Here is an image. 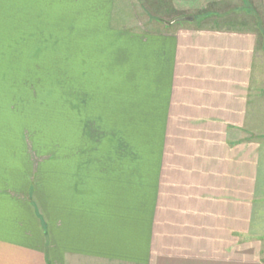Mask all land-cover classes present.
Masks as SVG:
<instances>
[{
  "label": "crops",
  "instance_id": "0c3cea01",
  "mask_svg": "<svg viewBox=\"0 0 264 264\" xmlns=\"http://www.w3.org/2000/svg\"><path fill=\"white\" fill-rule=\"evenodd\" d=\"M72 1L0 0V264H264L248 239L262 147L246 139L263 45L228 26L254 17L120 32L115 0Z\"/></svg>",
  "mask_w": 264,
  "mask_h": 264
},
{
  "label": "rangeland",
  "instance_id": "374dc122",
  "mask_svg": "<svg viewBox=\"0 0 264 264\" xmlns=\"http://www.w3.org/2000/svg\"><path fill=\"white\" fill-rule=\"evenodd\" d=\"M85 0H76L72 1L73 3H78L80 5V2H84ZM87 1V0H86ZM210 6V0H204ZM223 0L220 3H217L216 8L213 9L212 6L208 7L209 10H214L219 13H228L230 10L231 13H228V16L239 17L240 20L243 21L246 20L247 15H252L254 17L252 22L246 21L245 25H228L229 27H238V28H246V29H254L255 32L258 34V46L262 47V53L260 54V57L263 58L264 62V10L262 5L258 2V0ZM213 2V1H212ZM244 2L246 4H244ZM248 2V3H247ZM250 2V3H249ZM182 7H186L187 3H182ZM243 4V5H242ZM246 6L243 8H238ZM235 9H234V8ZM85 10V9H82ZM88 13H90V9L87 10ZM111 11V10H110ZM235 11L236 14H233ZM110 12L108 9H103V15L104 19L108 17ZM91 14V13H90ZM79 8H73L72 9V31H71V50H72V59H71V80H74L75 87L78 86V80H77V70H78V50L80 48V41L81 39L84 40L87 38V30L85 25H82L83 27L79 28ZM102 16V15H101ZM245 16V17H244ZM180 17H191L194 19H197L201 17L197 10L193 11L192 9L185 8V9H161V8H155V9H141L138 8L134 0H115L114 7L112 10V19L110 23V27L113 30H118L120 32H141L145 30H159V25L156 23L151 22L152 19L159 20L158 23L161 25H166L167 27L171 26V23L173 25V22L178 21ZM244 18V20L242 19ZM251 19V18H250ZM192 21V20H191ZM179 22V21H178ZM182 22V21H180ZM190 21H183V24H186ZM212 22V21H211ZM160 25V26H161ZM163 25V27H164ZM261 35V36H260ZM86 36V37H85ZM84 45H82L81 48H83ZM253 90L250 92V98H249V105H248V114H247V120H246V139L249 142H255L260 145V148L262 147V153L260 151V160H259V174H258V184L255 185V188L257 191V206L252 207V216L250 217V223H249V234L248 239L251 238H260V242H263L264 245V64L262 69L257 68L256 74L253 75ZM55 112L57 113V116L60 115L58 112L61 111V103L63 101L64 93L60 86H58L55 89ZM74 92L79 93V88L77 87ZM63 122V121H62ZM56 123H59L57 121ZM61 123V122H60ZM75 123L78 122H71L70 125V131L71 136H73L74 131L76 130ZM56 139H59V137H56ZM261 191V193H260ZM262 195V198L259 199V197ZM259 240V239H257ZM263 258H264V246H263Z\"/></svg>",
  "mask_w": 264,
  "mask_h": 264
},
{
  "label": "trees",
  "instance_id": "16d2710c",
  "mask_svg": "<svg viewBox=\"0 0 264 264\" xmlns=\"http://www.w3.org/2000/svg\"><path fill=\"white\" fill-rule=\"evenodd\" d=\"M167 9H177V8L168 7ZM180 9H183V8H180ZM189 9H191V8H189ZM208 10H209V8L204 7V8H201V9L199 8V10H197V12L199 13L200 16H203V15L208 14V12H209Z\"/></svg>",
  "mask_w": 264,
  "mask_h": 264
},
{
  "label": "water",
  "instance_id": "95a60500",
  "mask_svg": "<svg viewBox=\"0 0 264 264\" xmlns=\"http://www.w3.org/2000/svg\"><path fill=\"white\" fill-rule=\"evenodd\" d=\"M192 18L191 17H181L180 19H178V21H191Z\"/></svg>",
  "mask_w": 264,
  "mask_h": 264
}]
</instances>
